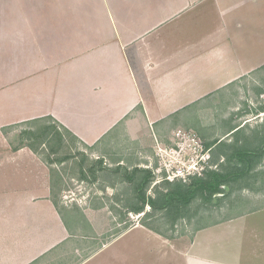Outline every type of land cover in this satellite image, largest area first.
<instances>
[{"label":"crops","instance_id":"crops-1","mask_svg":"<svg viewBox=\"0 0 264 264\" xmlns=\"http://www.w3.org/2000/svg\"><path fill=\"white\" fill-rule=\"evenodd\" d=\"M256 16L264 0H0V264L73 252L65 264H91L103 254L101 242L92 246L100 232L67 223L38 154L12 151L7 126L51 117L85 148L111 147L115 131L143 144L151 126L264 63L250 42L260 32L247 28ZM107 207L84 209L93 231ZM248 222L209 224L188 241L142 229L162 242L165 264H255L258 231L246 237Z\"/></svg>","mask_w":264,"mask_h":264},{"label":"rangeland","instance_id":"rangeland-1","mask_svg":"<svg viewBox=\"0 0 264 264\" xmlns=\"http://www.w3.org/2000/svg\"><path fill=\"white\" fill-rule=\"evenodd\" d=\"M254 21L256 24L253 23ZM247 28L250 30L256 28L260 32L259 37L251 33V46L257 41V44L264 49V16L251 17ZM252 50L254 49H251L252 55H259L262 52L258 49ZM260 56L263 57L264 52ZM190 102L179 112L166 116L160 121L161 124H157L158 127L151 126L147 129L144 137L140 138L144 141L143 144L138 139L129 141L123 136L124 133L120 135L118 131H115L109 135L113 140L111 147H104L98 151L85 148L72 136L64 134V144L52 154L46 143L38 139L35 133L37 134L42 124L46 123L56 125L61 131L62 129L57 121L44 117L41 118L42 120L37 118V120L7 126L3 130V138L8 141L14 152L21 147H28L38 154L51 174L54 186L53 198L72 228L89 235H97L100 232L101 241H92V246L97 247L101 242L103 254L95 255L91 264H100V262L165 264L159 259L164 250L162 242L153 238L142 227L156 229L164 235H169L171 239H174L173 241L182 237L188 241L196 229L238 215L249 218L246 237H249L252 229L255 233L258 231V237L254 235V240L257 241V252L262 258L253 263L264 264V155L249 174L238 180L228 181L223 193H217V197L212 201L203 202L201 198H196L188 207L185 217H179L173 221L163 210L151 213L152 210L148 205L141 213L131 210V205L136 204L135 185L134 182L123 179L121 174H134L138 180L143 173L135 168L147 169L148 174L152 176L146 193L154 195L157 191L166 190L169 186L167 182L170 181L163 180L162 174L160 175L157 171L160 167V158L157 153L159 148L169 153V147H173L177 138L175 134L178 129L191 133L190 141L199 137L203 146L205 142H213L209 146L210 160L216 165L222 163V168L226 166L224 150L229 149L227 151L230 152L227 146L237 139L239 144L252 148L262 142L264 63L250 68L243 77L211 90ZM232 128L234 129L231 130ZM237 128L240 129L233 132ZM64 156H67V159L57 161ZM97 159H101L102 163L101 170L96 171L98 178L94 180L91 175V166L98 167ZM81 167L83 172L88 174L85 178L81 177ZM100 205L108 207L101 210V226L97 228L100 231L96 232L87 225L84 211L89 207L94 208ZM145 212H150V215L144 214ZM120 233L123 234L115 240L114 238ZM103 244L107 246L104 247ZM251 246L252 242L246 241V251ZM115 252L122 254V261L114 258ZM74 255L76 252L61 255L43 264H65L67 260L71 261V256ZM250 255L246 254V257ZM177 261L175 260L174 264H178Z\"/></svg>","mask_w":264,"mask_h":264},{"label":"trees","instance_id":"trees-1","mask_svg":"<svg viewBox=\"0 0 264 264\" xmlns=\"http://www.w3.org/2000/svg\"><path fill=\"white\" fill-rule=\"evenodd\" d=\"M44 118L52 119L51 117ZM38 120L42 119L38 118ZM42 125L41 130L37 134L35 133V136L46 143L52 154L56 153L64 144V134L72 136L74 140L78 141L77 137L61 124L59 126H61L62 131L54 124L51 125L46 123ZM233 129L234 128L231 130ZM239 129L240 128H237L233 132ZM210 143L205 142V147L209 148V146L212 145ZM227 147L230 148V152L227 151L229 149L223 152L225 156L224 160L226 159L225 168H222V163H220L217 164L216 169L206 170L204 174L201 176H194L188 182H182L181 180L171 183L167 182L169 185L168 188L164 191H157V194L154 195H148L146 193L152 176V174H148L149 171H147V169L135 168V170L142 171L143 173L138 177V180H136L134 174H121L123 179L134 182L135 185L134 196L136 198V204L131 205V210L135 213H141L145 206L148 205L152 210L151 213L163 210L173 221L179 217H185L188 207L196 198H201L203 202H210L217 197V193H223L224 186L228 181L238 180L253 170L256 163H258L264 155V134L262 136V142L256 147L252 148L245 144H239L238 139ZM65 159H67V156L58 158L57 161L60 162ZM101 163V159H97L96 164H99L98 167H95V165L91 166V175L94 180L98 178L96 171L101 170ZM80 171L82 173L81 177L85 178L88 175L83 172L82 167ZM144 214L150 215V212H145ZM153 230L158 231L156 229Z\"/></svg>","mask_w":264,"mask_h":264},{"label":"built area","instance_id":"built-area-1","mask_svg":"<svg viewBox=\"0 0 264 264\" xmlns=\"http://www.w3.org/2000/svg\"><path fill=\"white\" fill-rule=\"evenodd\" d=\"M190 134L178 129L175 134L177 138L173 147H169V153L162 148L158 149L160 167L157 171L162 174L163 180L187 182L194 176H201L206 170L217 168L210 161V149L203 146L199 137L190 141Z\"/></svg>","mask_w":264,"mask_h":264},{"label":"flooded vegetation","instance_id":"flooded-vegetation-1","mask_svg":"<svg viewBox=\"0 0 264 264\" xmlns=\"http://www.w3.org/2000/svg\"><path fill=\"white\" fill-rule=\"evenodd\" d=\"M211 161V160H210ZM212 163V162H211Z\"/></svg>","mask_w":264,"mask_h":264}]
</instances>
